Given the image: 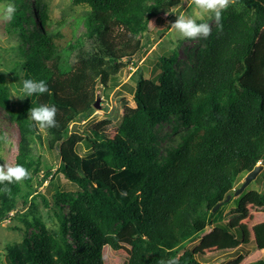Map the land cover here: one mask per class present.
Listing matches in <instances>:
<instances>
[{"label":"trees","instance_id":"obj_1","mask_svg":"<svg viewBox=\"0 0 264 264\" xmlns=\"http://www.w3.org/2000/svg\"><path fill=\"white\" fill-rule=\"evenodd\" d=\"M9 1L16 12L6 25L20 37L0 60V106L19 130L13 165L30 176L0 184L11 189L0 192V223L37 196L51 223L22 216L23 239L4 245L7 263L160 264L178 257L179 264H207L198 256L248 245L225 264H264V166L234 196L264 158V0L229 6L221 26L215 22L204 45L191 51V64L178 68L174 51L160 56L154 77L136 72L135 106L126 105L109 131L107 120L81 131L77 125L92 115L126 61L134 63L142 37L163 33L183 0H71L87 6L75 24H84L80 34L64 18L54 21L44 0L33 1L32 16L27 0ZM24 79L44 80L49 91L11 97L21 94ZM41 104L58 109L45 146L59 158L56 171L75 185L56 187L50 196L39 187L51 182L54 167L36 153L42 130L27 117ZM172 118L186 131L162 155L157 126ZM228 195L235 204L225 220V203L212 209ZM193 239L197 244L186 248Z\"/></svg>","mask_w":264,"mask_h":264},{"label":"rangeland","instance_id":"obj_2","mask_svg":"<svg viewBox=\"0 0 264 264\" xmlns=\"http://www.w3.org/2000/svg\"><path fill=\"white\" fill-rule=\"evenodd\" d=\"M33 1L34 0H27V13L29 16L33 15ZM44 1L48 4L49 15L54 21L57 22L58 20L64 18L68 26L71 25L76 27L77 34H80L84 30L83 23H80L78 26L75 24L77 22V18L83 15L87 9L86 5L73 4L71 0ZM9 3H11L9 0H0V6ZM198 11L199 10L191 4V0H183L182 7L175 10L174 13L176 15L183 13L195 16ZM203 21L209 23L211 27L215 24V20L210 19L208 16H205ZM33 22L35 24L38 23L36 25H40L36 16L33 17ZM164 22L165 25L169 24V27L166 28L163 33L150 32L142 37V41L144 42L143 50L135 55L133 58L134 63L127 62L125 60V66L117 74L114 85L111 84L110 88L103 91L101 94L100 98L102 99H100L99 106L95 107L94 112L88 119L83 120L77 125L80 131L90 127L98 120H107L109 122L103 128L104 131H109L112 127L118 126L122 119L124 107L126 105L135 106V102L133 100V88L136 84V72H141L145 77H154L158 72V70H155V66L162 54H172L175 51L177 53V59L180 61L178 68H182L185 64H191L193 62L191 51H194L199 46L204 45L203 39H179L177 34L170 27V22L172 21L165 20ZM19 37L18 31H14L8 27L6 25V21L0 19V60H7L6 58H8L11 54V50H8V48H10L11 45H16L19 42ZM174 127H177V129ZM0 131L3 136V140L0 145V164L13 165L15 154L17 153L19 130L17 125L10 120L6 110L1 106ZM185 131L186 127L183 126L177 118L164 121L157 126L162 155L166 154L167 148L176 147L179 144ZM42 137V143L39 141L35 143V151L42 156L44 164L46 163L54 167V175L51 182L47 183V181H44L43 185L39 187V191L44 193L46 196H50V193L53 192L56 187L60 189L74 190L75 185L68 181L63 174L56 171L59 158L55 152L47 149L45 146V130H42ZM80 152L85 156L91 155L90 150L86 148H82ZM241 180L236 182L235 185L237 186ZM259 180L264 183V171L260 175ZM252 185L249 188H251ZM48 188L50 189V192L47 191ZM32 200L33 201L30 206L26 205L21 207L19 215H12L11 218H7L0 223V264H8L4 255V245L13 242H20L23 239L26 225L22 220V216L27 215L29 218L33 215L41 216L45 219V221H47V223H51L50 217L45 211L42 197H33ZM234 204V202L227 201L220 210L221 215L225 220ZM11 214H13V212ZM197 242L198 241L194 239L189 240L186 242L185 246L186 248L191 249L195 244H197ZM250 248V246L246 245L243 249L217 251L205 257L198 256V258L200 260L209 261L208 263L211 264H225L238 252L249 251ZM180 251L181 249L179 252Z\"/></svg>","mask_w":264,"mask_h":264},{"label":"clouds","instance_id":"obj_3","mask_svg":"<svg viewBox=\"0 0 264 264\" xmlns=\"http://www.w3.org/2000/svg\"><path fill=\"white\" fill-rule=\"evenodd\" d=\"M236 0H191V4L199 11L195 16L188 14H175V20L170 22V27L177 34L179 39H199L207 38L211 34V25L203 21L205 16L214 19L217 26L220 27L222 13L234 5ZM16 12V5L9 3L0 6V19L11 22ZM166 15L168 13H165ZM47 83L44 80L24 79L20 89L21 94H13L11 97L23 99L32 97L34 94H43L48 92ZM9 97V98H11ZM58 109L55 105L41 104L28 109V119L33 122V126L41 130L54 128L58 126L56 114ZM30 176L29 171L22 165L0 164V184H12L13 182H22ZM0 192L11 193V189L5 186L0 188ZM121 196L126 197L127 192L121 190ZM160 264H179V258H170L167 261H161ZM211 264V263H207Z\"/></svg>","mask_w":264,"mask_h":264},{"label":"water","instance_id":"obj_4","mask_svg":"<svg viewBox=\"0 0 264 264\" xmlns=\"http://www.w3.org/2000/svg\"><path fill=\"white\" fill-rule=\"evenodd\" d=\"M99 103H100V98H97L94 106L98 107ZM88 111H90V109ZM263 166H264V158L261 161H259L256 164V166L246 174L245 179L242 182V184L235 190L234 196L239 194L256 177V175L259 173V171L262 169ZM230 197H231V195H228L223 202H218L213 207L212 210L215 211L219 206H221L223 203L227 202L230 199Z\"/></svg>","mask_w":264,"mask_h":264}]
</instances>
